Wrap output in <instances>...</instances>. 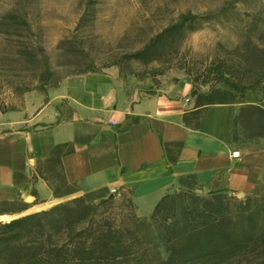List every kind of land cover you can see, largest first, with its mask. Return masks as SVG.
I'll return each mask as SVG.
<instances>
[{"label":"crops","instance_id":"crops-1","mask_svg":"<svg viewBox=\"0 0 264 264\" xmlns=\"http://www.w3.org/2000/svg\"><path fill=\"white\" fill-rule=\"evenodd\" d=\"M177 77L156 85L111 66L25 92L20 107L0 111V200L30 204L22 215L67 198L97 202L130 190L137 213L149 216L183 175H194L204 191L261 194L264 144L233 142L240 104L209 106L191 130L183 122L194 106L191 79ZM58 145L69 149L61 156L75 188L69 197H55L43 177Z\"/></svg>","mask_w":264,"mask_h":264},{"label":"trees","instance_id":"trees-1","mask_svg":"<svg viewBox=\"0 0 264 264\" xmlns=\"http://www.w3.org/2000/svg\"><path fill=\"white\" fill-rule=\"evenodd\" d=\"M219 15L224 16L212 11L181 13L140 49L125 53L122 58L147 65L173 56L177 51L175 38L201 30ZM85 16L80 17L77 26ZM252 17L264 26V5ZM244 29L249 31L250 26ZM24 30L28 31L29 25L20 14L8 11L0 15V36L19 45ZM241 46L238 66L243 70L238 75L223 59H211L202 62L203 67L193 69L184 63L181 66L191 79L194 106L183 114V122L191 130L199 128L209 106L240 104L232 129L233 142L237 143V120L251 115L255 107L243 103L247 92L261 95L262 105L255 109L260 115L264 113V47L257 46L248 35ZM18 55L28 62L38 60L27 47H22ZM116 65L125 76L127 73ZM94 71L87 69L82 73ZM51 75L48 62L44 61L39 73L29 78L13 75L14 80L8 82L13 91L23 96L35 89L46 91ZM14 109L0 103L1 112ZM65 147L55 146L45 161L43 177L53 187L55 197L75 192L62 170L61 156L69 151ZM178 186L183 190L165 193L149 216L137 213L130 190L97 202L76 197L23 215L30 204L0 200V216L11 217L0 220V264H252L255 257L264 253V191L244 198H237L226 189L198 194L195 190L201 186L194 175L180 176Z\"/></svg>","mask_w":264,"mask_h":264},{"label":"rangeland","instance_id":"rangeland-1","mask_svg":"<svg viewBox=\"0 0 264 264\" xmlns=\"http://www.w3.org/2000/svg\"><path fill=\"white\" fill-rule=\"evenodd\" d=\"M261 5L264 0H0V15L14 11L29 25V30L23 31L19 45L0 36V103L20 107L22 93L13 91L8 81L14 80L13 75L29 78L39 73L44 61L52 71L46 88L58 84L66 76L82 74L87 69L101 71L117 67L116 63L126 73L149 78L156 85L163 79L176 82L177 75H186L181 68L183 63L193 69L203 67L202 62L205 64L211 59L226 60L231 71L238 75L243 70L238 61L244 37L248 35L257 46L264 47L263 23L252 17ZM188 11L196 14L212 11L227 18L219 15L217 20L204 24L201 30L175 38L177 51L173 47V56L147 65L124 61L125 53L140 49L181 13ZM83 14L85 20L77 26ZM247 26H250L249 31L244 29ZM22 47L35 52L37 62L18 58ZM243 103L255 107L251 115H242L237 120L239 141L264 144V113L260 115L255 109L262 105L261 95L247 92ZM182 190L183 187L177 186L171 192ZM195 191L206 193L202 188ZM252 264H264V253L255 257Z\"/></svg>","mask_w":264,"mask_h":264},{"label":"bare ground","instance_id":"bare-ground-1","mask_svg":"<svg viewBox=\"0 0 264 264\" xmlns=\"http://www.w3.org/2000/svg\"><path fill=\"white\" fill-rule=\"evenodd\" d=\"M7 217H9V216H7V215L0 216L1 219L2 218H7Z\"/></svg>","mask_w":264,"mask_h":264},{"label":"water","instance_id":"water-1","mask_svg":"<svg viewBox=\"0 0 264 264\" xmlns=\"http://www.w3.org/2000/svg\"><path fill=\"white\" fill-rule=\"evenodd\" d=\"M207 192V191H206Z\"/></svg>","mask_w":264,"mask_h":264}]
</instances>
